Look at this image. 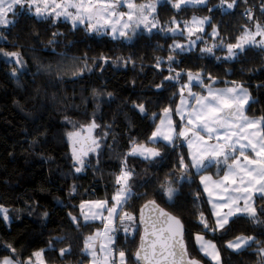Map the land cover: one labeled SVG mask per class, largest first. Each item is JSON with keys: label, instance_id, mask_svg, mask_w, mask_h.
<instances>
[{"label": "snow or ice", "instance_id": "snow-or-ice-1", "mask_svg": "<svg viewBox=\"0 0 264 264\" xmlns=\"http://www.w3.org/2000/svg\"><path fill=\"white\" fill-rule=\"evenodd\" d=\"M209 3L210 0H0V43H7L4 30L16 26V17L33 18L53 28L61 23L69 25L74 38L64 44L66 51L57 52L55 47H51L64 43L62 38L67 36V33L58 30L51 33L45 45L46 48L51 47L52 53L61 60L55 65H37L35 75L41 72L54 75V81L50 80L49 83L62 81L69 70L72 78L77 79L97 69L103 73L109 66L127 68L131 64L133 68L136 67L134 52L115 57L105 52L92 57L87 53L69 57L67 49L73 45L85 43L87 46L84 38H75L78 32L82 31L87 40L104 46L151 47L154 52L165 51L164 45L153 44L154 38L172 40L167 44L166 57H152L154 64L151 67L162 75V79L148 90L158 97L168 87H174L176 91L169 104L152 114L154 122L159 116V123L155 124L151 134L143 141L137 138L128 141L127 150L119 161V171L114 175L115 190L111 197L81 199L78 205H63L62 201H58L62 206L78 208L75 214L73 211L65 214L69 226L77 233L97 221L103 225L102 229L97 228L83 238L80 254L90 257L89 264H117V255L119 264H128V253L123 249L118 253L115 251L121 229L126 240L129 237L134 240L139 233V245L131 257L134 264H226L222 254L224 251L239 255L252 249L253 245L259 264H264V239L257 238L264 237V219H261L264 217V205L258 208L255 204L256 199L264 200V115H247L251 105L259 100L243 81H221L211 71L206 73L207 64L195 67L198 60H207L213 66L222 63L235 65L242 63L249 51L264 52V0L251 6H248V0H219L211 7ZM241 3L245 7L240 14L246 22L240 26L239 34L232 42V37L221 35L219 24H214L213 19L217 13L222 17L234 15ZM166 6L175 14L161 22L159 10ZM188 9H207L208 14L193 13L188 18H181L180 14ZM32 35L36 39L39 34ZM177 37H182L183 42ZM13 47H16L15 43ZM22 48L23 45H20L17 50L9 51L0 47V57L11 66L9 75L17 81L28 69ZM217 52L223 55H217ZM140 59L142 61L143 57ZM185 63L193 66L181 68L180 65ZM140 70H144L143 63ZM165 70L167 75H163ZM240 71L243 73L244 69ZM248 71L250 77L264 74V64ZM225 74L234 73L232 69H226ZM221 83L223 87L216 86ZM197 87L200 91H194ZM255 87L264 95V81ZM106 95L110 103L113 93ZM176 96H179L178 102H175ZM93 98H100L95 89ZM148 103L134 101L132 107L142 116H147ZM96 107L100 109L99 104ZM64 120L73 123L67 116ZM73 127L74 131L66 133L73 174L85 173L93 155L96 158L94 167L99 169L111 125L98 124L94 111L88 123ZM101 127L107 131L97 136L95 133ZM36 142L33 140V143ZM185 144L187 153L177 154L162 178L154 179L146 173L137 179L135 168L129 166L128 160L133 158L147 162L152 168H164L167 166L164 160L168 150L175 152L177 147L183 148ZM114 145L115 137L108 145L109 150ZM213 167L216 168V179L204 174ZM197 176L198 182L195 179ZM194 183L197 190L191 193V198L195 216L191 221L193 228L190 229L182 216L161 207V203L172 209L183 208L181 197H186L184 186L187 184L191 187ZM153 184L155 187H151ZM138 187L145 190L136 191ZM78 188L76 184L69 186V200H75L79 194ZM150 192L152 198H148ZM205 196L210 212L200 206ZM139 200H144L139 217L134 212L124 210L130 201ZM17 211L19 213L20 210ZM11 212V209L0 204V221L9 227L20 219L19 214L14 217ZM49 216L48 211L42 213V227L47 225ZM240 220H247L259 232H236L235 226ZM209 235L212 239L207 238ZM229 236L230 239H225ZM67 238L66 235L51 236L45 248L33 251L26 259L19 258L11 243L0 245L7 252L0 256V264H48L46 253L56 252L55 245L62 244ZM216 240H222L223 244L218 245ZM72 254L71 243L58 250L61 260Z\"/></svg>", "mask_w": 264, "mask_h": 264}, {"label": "trees", "instance_id": "trees-1", "mask_svg": "<svg viewBox=\"0 0 264 264\" xmlns=\"http://www.w3.org/2000/svg\"><path fill=\"white\" fill-rule=\"evenodd\" d=\"M137 2H141V0H137ZM218 2L219 0H210L209 7L218 4ZM254 4L258 5L259 0H248V6ZM244 7L245 5L241 3L234 15L222 17L217 13L213 19L214 24H219L221 35L232 37V42L239 34L240 26L246 22L240 14ZM193 13L196 15L208 14L207 9H188L181 13L180 17L188 18ZM174 14L170 7H161L159 19L164 22ZM257 15H259L258 12ZM15 19L18 21L16 26L4 30L7 43H0V47L14 51L23 45L21 50L28 69L19 76L17 81L9 75L11 66L5 64L4 59L0 57V204L11 209V214L14 217L19 214L20 219L15 220L10 227L0 221V245L11 243L19 258L26 259L33 251L45 248L51 236L66 235L68 238L62 244L55 245L56 252L46 253L48 264H85L89 261V257L80 254L83 238L94 232L101 224L95 222L89 227L81 228L77 233L69 226L65 214L69 211H73L75 214L79 211L78 208L62 206L58 201H62L63 205H78L81 199H101L106 196L110 197L114 192V175L119 171V161L123 152L127 150L128 141L132 138L143 141L151 134L159 119L157 116L154 122L152 114L158 113L162 107L169 104L172 94L176 91V88L168 87L162 96L158 97L154 92L148 90L150 86L154 88V85L162 79V75L157 74L151 67L154 64L152 57L154 55L166 57L168 55L167 44L171 39L165 41L154 38L153 44L160 43L165 47L164 52H154L151 47L121 48L112 44L104 46L102 43L98 44L87 40L82 31L78 32L75 34V38H84L87 46L85 43L73 45L67 49L69 57L82 56L84 53L92 57L99 52H105L115 57L121 54L126 56L130 52H134L136 67L133 68L131 64L127 68L109 66L103 73L97 69L93 73H85L83 78L77 79L72 78L71 70H69L62 81L49 83L50 80L54 81V75L49 76L44 72L35 75L37 65L38 63L55 65L61 60V57L52 53L51 47H55L57 52L66 51L64 44L67 43V40L74 38L69 31V25L61 23L53 28L48 24L37 22L33 18L22 16ZM57 30L67 33L66 38H62L64 43L46 48L45 45L51 33ZM33 33H38V38L33 39ZM13 43L16 47H13ZM140 57H143L142 61ZM65 63L69 62L65 61ZM141 63L144 65L143 72L140 70ZM203 64L208 65L205 69L206 73L211 71L221 81L225 79L243 81L245 86L250 87L253 96L259 100L258 103L251 105L247 115L258 117L264 115V95L255 87L257 83L264 81V74L250 77L248 71L264 64V52L249 51L243 62L235 65L222 63L213 66L207 60H198L195 62V67ZM192 66L189 63L180 65L181 68ZM241 68L244 69L243 73L240 71ZM226 69H232L234 74L226 75ZM167 74L165 70L163 75ZM133 81H135V88H133ZM221 85L223 84H218V86ZM37 89L40 91L37 92ZM93 89L100 94L99 99L93 98ZM108 92L113 93L110 103L106 95ZM178 97L176 96L175 102ZM134 101L137 103L149 101L147 116H142L133 109ZM175 102L172 103L173 108ZM97 104L100 105V109H97ZM94 111L98 124L111 125L108 145L112 144L113 137L116 138V145L111 150L108 145L104 146L99 169L94 167L96 158L93 155L85 173L74 175L66 133L75 130L73 125L78 128L80 124L88 123ZM65 116L73 123H66ZM105 131L107 129L101 127L95 134L102 136ZM33 140L37 142L33 143ZM181 152L187 153L186 144L183 148L177 147L175 152L169 149L164 160L167 166L161 169L149 167L147 162L133 158H129L128 163L130 167L135 168L137 179L144 177L146 173L154 179L162 178L177 158V154ZM208 172L216 174V168L213 167ZM195 179L198 182V176ZM72 184L79 186V194L75 200H69L67 196L69 186ZM151 187H155V184ZM135 190L144 191L145 189L138 187ZM196 190L195 183L191 187L187 184L184 186L183 191L186 197H181L184 202L183 208L172 209L161 203V206L166 210L174 211L175 214L182 216L190 229L193 228L191 221L195 216L192 210L191 193ZM148 198H152L151 192ZM143 202L144 200L130 201L129 206H126L124 210L134 212L138 217V208ZM158 203H160L159 200ZM255 204L259 208L264 205V200L256 199ZM28 205H32V207H28ZM200 206L210 212L206 196ZM17 210H20L19 213ZM44 211H48L50 216L47 218V225L42 227ZM29 212L32 213L31 216L28 215ZM235 231L257 234L259 229H253L247 220H240L237 221ZM118 236L115 251L118 253L121 249L125 250L130 257L128 264H134L131 257L137 247L139 233L134 240L131 237L126 240L121 229ZM207 238L212 239L211 235ZM230 238L231 236L225 239ZM257 238L264 239L261 236H257ZM215 242L218 245L223 244L222 240ZM69 243L73 246V254L63 260L59 259V248L67 246ZM189 247L191 250V245ZM254 249L255 245L252 249L239 255L231 254L228 251H224L222 254L226 264H256L259 261ZM6 254L4 248L0 247V256Z\"/></svg>", "mask_w": 264, "mask_h": 264}, {"label": "rangeland", "instance_id": "rangeland-1", "mask_svg": "<svg viewBox=\"0 0 264 264\" xmlns=\"http://www.w3.org/2000/svg\"><path fill=\"white\" fill-rule=\"evenodd\" d=\"M219 3V2H218ZM10 18H12V17H10ZM262 22H264V21H262ZM211 29L209 28V31H210ZM176 39H178V40H181V42H183V38L182 37H177ZM205 39H209L210 40V38L209 37H205ZM172 42V40L170 41V43ZM217 55H223V53H221V52H217ZM217 87H223L224 85H221V86H218V85H216ZM194 91H200V89L197 87V88H194ZM179 101V97H178V100H177V102ZM251 117V116H250ZM256 117H258V116H256ZM177 119H178V117H177ZM157 123H159V119H158V121H157ZM112 195V194H111ZM111 195H110V197H111ZM109 197V198H110ZM102 199V198H101ZM88 200V199H87ZM98 222V221H97ZM102 227H103V225L101 224L100 226H99V228H101L102 229ZM117 257H118V255H117ZM117 260H118V264H119V258H117ZM256 264H259V263H256Z\"/></svg>", "mask_w": 264, "mask_h": 264}, {"label": "crops", "instance_id": "crops-1", "mask_svg": "<svg viewBox=\"0 0 264 264\" xmlns=\"http://www.w3.org/2000/svg\"><path fill=\"white\" fill-rule=\"evenodd\" d=\"M204 174L212 175L214 179L218 178L217 175L214 174V173H212V172H207V173H204ZM220 175H221V176L223 175V172H222V171H221ZM198 180H199V177H198ZM209 208H210V205H209ZM210 210H211V208H210ZM117 258H118V257L116 256V259H117ZM89 261H90V257H89ZM89 261H88L87 263H85V264H89ZM117 263H118V260H117Z\"/></svg>", "mask_w": 264, "mask_h": 264}, {"label": "water", "instance_id": "water-1", "mask_svg": "<svg viewBox=\"0 0 264 264\" xmlns=\"http://www.w3.org/2000/svg\"><path fill=\"white\" fill-rule=\"evenodd\" d=\"M143 204V203H142ZM141 206V205H140ZM162 207V206H161ZM139 211H140V207L138 208V217H139ZM147 212H148V210L146 209L145 210V214H147ZM139 239H140V236H138V242H137V247H138V245H139ZM136 247V248H137ZM136 250V249H135Z\"/></svg>", "mask_w": 264, "mask_h": 264}]
</instances>
